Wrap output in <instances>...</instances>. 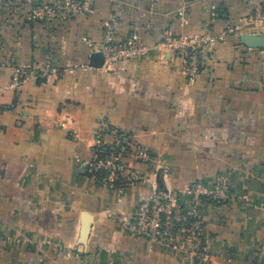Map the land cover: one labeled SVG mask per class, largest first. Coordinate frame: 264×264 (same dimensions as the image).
Instances as JSON below:
<instances>
[{"label":"crops","instance_id":"obj_1","mask_svg":"<svg viewBox=\"0 0 264 264\" xmlns=\"http://www.w3.org/2000/svg\"><path fill=\"white\" fill-rule=\"evenodd\" d=\"M55 1L0 0V264H198L121 231L110 215L134 213L154 189L219 177L236 199L196 209L211 264H264V49L241 42L258 31L204 46L193 84L161 46L165 30L221 34L256 1L91 0L90 14L27 19L35 2ZM108 24L118 40L137 33L147 51L105 66L85 38L99 45ZM26 66V80L10 88ZM105 122L152 153L131 163L149 181L115 190L83 173Z\"/></svg>","mask_w":264,"mask_h":264},{"label":"built area","instance_id":"obj_2","mask_svg":"<svg viewBox=\"0 0 264 264\" xmlns=\"http://www.w3.org/2000/svg\"><path fill=\"white\" fill-rule=\"evenodd\" d=\"M255 1V7L250 14L238 18L218 35L207 31L194 36H178L169 30L163 31L161 46L180 61L188 83L193 84L201 74L204 46L225 40L227 36L241 33L247 28L258 31L252 34L264 35V0ZM216 10L214 6L213 17L217 15ZM92 12L91 0L35 2L27 19L32 22L68 20L75 15ZM85 41L94 51L103 55L105 66L134 60L147 51L137 33H131L126 38L118 40L114 25L111 24L106 26L103 41L99 45L93 44L87 38ZM2 66L4 64L0 63V67ZM29 68L27 66L15 68V76L10 88L17 89L23 84ZM48 72L58 74L59 71L50 67ZM108 134L114 136L111 141L107 140ZM152 158V153L139 145L132 136L115 132L105 122L95 135L92 159L82 161L81 168L84 174L112 189L120 190L149 181V177L138 173L131 163L146 164ZM163 171L167 174L169 168L165 166ZM236 196L226 181L219 177L213 183L200 181L177 192L154 189L148 199L139 203L134 213L130 215L118 213L110 216L119 229L127 234L184 251L193 256L198 264H211L212 257L203 247L202 220L197 214V206L204 200L216 205H226L233 202Z\"/></svg>","mask_w":264,"mask_h":264},{"label":"water","instance_id":"obj_3","mask_svg":"<svg viewBox=\"0 0 264 264\" xmlns=\"http://www.w3.org/2000/svg\"><path fill=\"white\" fill-rule=\"evenodd\" d=\"M241 42L245 46L253 49H264V35H257V34H242L241 35ZM95 57L104 60L103 55L98 53ZM91 228V221L87 217L85 223L83 225L82 234H81V243L85 244L87 237L89 235Z\"/></svg>","mask_w":264,"mask_h":264}]
</instances>
